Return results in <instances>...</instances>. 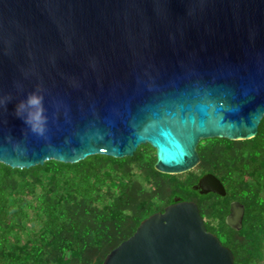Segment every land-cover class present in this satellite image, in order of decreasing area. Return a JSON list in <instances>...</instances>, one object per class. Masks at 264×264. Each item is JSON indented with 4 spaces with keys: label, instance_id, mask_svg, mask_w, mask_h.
I'll use <instances>...</instances> for the list:
<instances>
[{
    "label": "water",
    "instance_id": "1",
    "mask_svg": "<svg viewBox=\"0 0 264 264\" xmlns=\"http://www.w3.org/2000/svg\"><path fill=\"white\" fill-rule=\"evenodd\" d=\"M33 90L46 131L16 116ZM0 162L31 168L157 151L156 169L196 168L203 139L254 138L264 118V0H0ZM202 195L226 196L204 175ZM227 223L242 228L234 202ZM103 264H236L197 203L177 198Z\"/></svg>",
    "mask_w": 264,
    "mask_h": 264
},
{
    "label": "trees",
    "instance_id": "2",
    "mask_svg": "<svg viewBox=\"0 0 264 264\" xmlns=\"http://www.w3.org/2000/svg\"><path fill=\"white\" fill-rule=\"evenodd\" d=\"M198 152L196 168L173 175L156 169L150 144L124 158L97 154L23 169L0 162V264H103L177 198L198 204L236 264H264V118L254 138L203 139ZM209 173L225 197L195 190ZM234 202L245 208L240 230L227 223Z\"/></svg>",
    "mask_w": 264,
    "mask_h": 264
},
{
    "label": "clouds",
    "instance_id": "3",
    "mask_svg": "<svg viewBox=\"0 0 264 264\" xmlns=\"http://www.w3.org/2000/svg\"><path fill=\"white\" fill-rule=\"evenodd\" d=\"M7 103V100H0ZM16 116L24 121L32 132L43 135L46 131V108L44 96L38 90H33L24 99H21L15 107Z\"/></svg>",
    "mask_w": 264,
    "mask_h": 264
}]
</instances>
